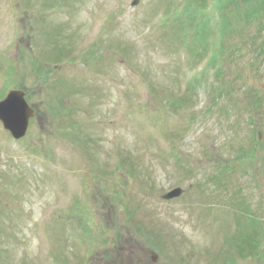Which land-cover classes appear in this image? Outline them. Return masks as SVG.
Wrapping results in <instances>:
<instances>
[{
	"label": "rangeland",
	"instance_id": "374dc122",
	"mask_svg": "<svg viewBox=\"0 0 264 264\" xmlns=\"http://www.w3.org/2000/svg\"><path fill=\"white\" fill-rule=\"evenodd\" d=\"M139 1L132 8V0H21L14 17L10 9L17 5L0 0V99L8 87L28 92L36 113L27 131L33 139L25 145L34 160L43 162L37 149L48 161L46 178L21 158L0 155V264L86 263L91 246L89 264H154L151 249L159 254L155 264L233 262V237L225 243L219 233L227 235L225 200L239 216L238 244L254 248L252 237L264 226V1H220L221 85H187L201 48L193 47V56L183 52V37L197 31L193 19L182 18L175 27L162 19L164 28L155 32L162 12L182 0ZM195 1L202 4L187 0L191 6ZM94 17L111 20L98 44H92L101 33L94 32ZM151 27L155 33L144 39ZM208 31L204 37L212 42ZM84 52L88 73L61 65ZM131 68L152 89L150 107H165L149 111L155 113L150 127L134 110L144 100L145 80ZM198 100L212 110L190 122L189 106ZM253 119L263 130L254 158L248 156L255 148ZM3 137L0 128V143ZM62 146L69 155L63 165L52 150ZM117 149L128 160L111 159ZM139 149L147 153L131 161ZM111 162L119 166L116 172ZM172 188L181 194L170 201L151 197ZM55 195L68 207L52 211L42 227L36 220L57 204Z\"/></svg>",
	"mask_w": 264,
	"mask_h": 264
},
{
	"label": "water",
	"instance_id": "95a60500",
	"mask_svg": "<svg viewBox=\"0 0 264 264\" xmlns=\"http://www.w3.org/2000/svg\"><path fill=\"white\" fill-rule=\"evenodd\" d=\"M33 116V111L27 106L24 95L14 91L0 104V118L5 127L15 138L25 135L28 120Z\"/></svg>",
	"mask_w": 264,
	"mask_h": 264
}]
</instances>
